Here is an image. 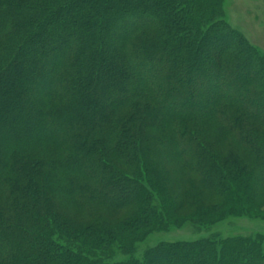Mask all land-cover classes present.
I'll return each instance as SVG.
<instances>
[{
	"label": "trees",
	"instance_id": "16d2710c",
	"mask_svg": "<svg viewBox=\"0 0 264 264\" xmlns=\"http://www.w3.org/2000/svg\"><path fill=\"white\" fill-rule=\"evenodd\" d=\"M220 16L218 0H0V264H264L260 236L133 247L184 207L210 225L264 198V59ZM113 244L126 260L104 262Z\"/></svg>",
	"mask_w": 264,
	"mask_h": 264
},
{
	"label": "rangeland",
	"instance_id": "374dc122",
	"mask_svg": "<svg viewBox=\"0 0 264 264\" xmlns=\"http://www.w3.org/2000/svg\"><path fill=\"white\" fill-rule=\"evenodd\" d=\"M218 3L221 9V16L218 20L222 21L236 34L242 36L253 47L256 56L264 59V0H218ZM189 81L188 79V82ZM216 85L218 87L221 86L220 82H217ZM202 86L196 84L194 88L198 91L203 88ZM210 88H212V86H210ZM224 93L226 96H232L234 91L229 90ZM210 138L214 137L211 136ZM180 150L184 152L182 147ZM235 154L243 156V159L249 161L243 151L237 149ZM174 165H178V162H170L171 167ZM181 181L182 180H178L177 188H175L173 192L174 196H176V194H179V197L182 196L180 193ZM258 188L262 193V191H264V184L258 186ZM203 196L204 198L207 197L206 194ZM207 203L208 200L206 201L205 198L204 204ZM209 203L219 205L222 202L216 199ZM248 206L251 207V213L249 215H229L213 224L200 226L187 220V218L191 217L194 213H197L196 209L184 207L179 213L174 214V216L184 218L182 223L175 225L171 221H168L167 224L164 223V225L155 228L149 233L138 236L133 241V247L137 253L136 256L139 257L142 252L147 249H153L162 243L180 241L195 242L200 239L210 238L211 236L218 237V241L236 237L254 238L255 236H260L263 239L264 245V198L251 199L250 202L248 201ZM61 209L69 213L71 212V215L66 212L68 217H73L77 221L86 223L96 222L97 217H103L107 214H103L102 212L88 217L86 213L76 209L71 203L63 204ZM130 212H132V210H128L126 213L128 214ZM119 218V216H116L114 219L118 220ZM126 258L127 255L123 248H121L119 244H113L110 248V253L105 257L107 260H104V262H120L126 260Z\"/></svg>",
	"mask_w": 264,
	"mask_h": 264
}]
</instances>
